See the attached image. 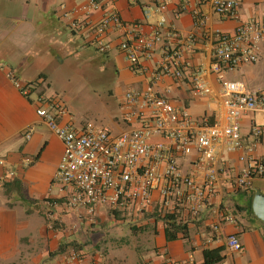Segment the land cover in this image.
<instances>
[{
	"label": "crops",
	"instance_id": "0c3cea01",
	"mask_svg": "<svg viewBox=\"0 0 264 264\" xmlns=\"http://www.w3.org/2000/svg\"><path fill=\"white\" fill-rule=\"evenodd\" d=\"M90 1L0 0V264H199L204 259V249L219 246L224 247V258L214 264H264V222L249 211L255 192H264V181L257 178L251 189L237 185L244 165L238 158L240 151L219 150L217 192L197 219L180 206V198L172 199L167 212L162 213L159 186L153 192V206L145 215L128 205L119 211L124 218H117L107 204H101L95 224L77 212L66 211L58 214L62 224L53 229L47 226L43 206L47 198L61 196L53 179L64 143L36 110L52 98L65 101L64 96L49 88L48 62L78 61L85 67L96 66L104 76L114 78L107 90L110 119L101 124L110 127L114 134L143 123L144 116L131 122L126 119V113L138 110V106L127 105L125 93L144 90L148 84H153L177 107H186L195 118L225 123L222 86L212 63L215 34H231L239 22L260 18L264 13V0H239L237 19L218 14L210 2L172 0L163 13L165 27L195 37L192 48L178 44L184 49L185 74L177 79L167 75L154 77L164 58L162 43L156 44L151 56L143 54L141 69L133 70L119 47V31L107 33L105 40L110 47L106 51H101L95 41L94 24L112 11L119 12L129 24H142L151 33L162 14L153 12L146 17L144 9L158 0H97L99 7L87 12ZM197 14L204 17V23L196 20ZM263 63L264 55L257 62L225 70L224 76L242 80L248 89H258L264 81L255 69L260 66L259 73ZM200 67L206 70L204 77L212 88L211 94L199 96L193 92V75ZM11 72L14 79L28 85V93L14 82ZM115 91L120 94L119 99L113 98ZM66 109L59 116L62 123L78 127L88 122L69 106ZM261 120V112L244 115L243 134ZM255 153H264V146H258ZM200 157L196 150L177 156L185 174L203 181L208 170ZM124 221L138 226V234L133 228L126 233L120 227ZM217 225L220 231L216 230ZM128 233L140 240L154 237V243L145 250L142 241L130 246L124 239ZM232 233L243 242L242 250H233L226 244L224 236ZM120 243L137 252L136 260H107ZM73 250L80 252L78 259L71 258Z\"/></svg>",
	"mask_w": 264,
	"mask_h": 264
},
{
	"label": "built area",
	"instance_id": "2783aa9c",
	"mask_svg": "<svg viewBox=\"0 0 264 264\" xmlns=\"http://www.w3.org/2000/svg\"><path fill=\"white\" fill-rule=\"evenodd\" d=\"M201 1L210 2L220 15L239 17V0ZM171 2L158 0L145 7L146 17L153 12L162 14L151 33L146 32L142 24L127 23L117 11L105 13L94 24L98 48L108 50L107 33L119 31V47L125 59L131 69L139 70L142 55L151 56L156 44L162 43L164 58L154 77L167 75L181 79L185 74L182 64L184 49L178 44L192 48L195 37L192 34L183 36L176 28L165 27L163 13ZM97 7V0H91L86 11ZM196 20L205 21L198 14ZM262 55L264 13L260 18L239 22L231 34H215L212 63L222 86L225 123H209L206 119L195 118L186 107H177L170 98L159 93L153 84H148L141 91L125 93L127 105L138 106V110L126 113V119L131 122L144 116V121L140 126L118 134H114L107 125L91 121L78 127L62 123L59 116L67 109L60 99H49L37 107V114L64 143V153L53 179L61 196L47 198L43 206L47 226L53 229L62 224L58 214L66 211L77 212L90 224H95L101 204H107L113 211L131 205L145 215L153 206V192L159 186L163 198L162 213L167 212L172 199L180 198V206L192 219H197L217 192L219 150L240 151L238 158L244 162L236 179L240 188H253L257 178L264 181V153H255L258 146H264V86L251 90L242 80L224 76L225 70L257 62ZM205 73L206 70L200 67L193 75L192 89L196 95L212 93ZM10 77L24 93L29 92L28 85L14 79L12 72ZM251 112H261L262 120L255 121L248 134H243L242 117ZM194 150L200 154L208 170L203 181L185 174L178 164V154H190ZM10 173L14 174L13 171ZM215 228L220 231L219 225ZM224 238L231 249H243V242L237 234H228ZM79 256L80 252L73 250L71 258L78 259Z\"/></svg>",
	"mask_w": 264,
	"mask_h": 264
},
{
	"label": "rangeland",
	"instance_id": "374dc122",
	"mask_svg": "<svg viewBox=\"0 0 264 264\" xmlns=\"http://www.w3.org/2000/svg\"><path fill=\"white\" fill-rule=\"evenodd\" d=\"M62 63V62H61ZM58 61L48 62L47 69H49L50 77L49 84L50 89L57 91L59 94L64 96L65 101L60 98L65 106H69L71 111L77 116H80L81 119L86 121H91L95 124H103L105 120L108 121L110 117L107 115L109 113L107 100L110 96L107 92L108 86L113 83L114 78L110 76H104L96 66H86L82 65L80 62H72L68 60L61 64ZM261 69L259 73L257 72L258 68L255 69L257 76L261 81H264V63L261 64ZM124 90V88H123ZM120 95V94H119ZM119 95L117 91L113 94V98H118ZM105 115H107L105 117ZM105 117V118H104ZM111 213L115 215V212L111 210ZM116 216V215H115ZM117 217V216H116ZM118 218V217H117ZM119 218H124L123 216ZM125 224V226H124ZM123 226L121 228L125 229V232L131 228L138 234L140 231L138 226L134 223H128L127 221L122 222ZM119 226V225H117ZM136 226V229L134 228ZM136 231H138L136 233ZM124 239H126L125 244L133 246L137 240L141 242L142 248L148 249L152 243H154V237L141 238L135 237L128 233ZM124 244V245H125ZM137 252L132 251V247H123V244H119L111 250L107 256V260L113 263H122L127 259L130 261L136 260ZM149 259V256H147Z\"/></svg>",
	"mask_w": 264,
	"mask_h": 264
},
{
	"label": "trees",
	"instance_id": "16d2710c",
	"mask_svg": "<svg viewBox=\"0 0 264 264\" xmlns=\"http://www.w3.org/2000/svg\"><path fill=\"white\" fill-rule=\"evenodd\" d=\"M252 198H253V196H252ZM249 211L251 213H253L252 200L250 201ZM114 212H115V215L118 218L121 217L119 211H114ZM134 228L136 229V226ZM223 250H224V247L223 246H219V247H215V248H206V249H204V251H203L204 259L199 264H214V263L220 262L224 258Z\"/></svg>",
	"mask_w": 264,
	"mask_h": 264
},
{
	"label": "water",
	"instance_id": "95a60500",
	"mask_svg": "<svg viewBox=\"0 0 264 264\" xmlns=\"http://www.w3.org/2000/svg\"><path fill=\"white\" fill-rule=\"evenodd\" d=\"M252 209L255 215L264 222V192L257 190L253 196Z\"/></svg>",
	"mask_w": 264,
	"mask_h": 264
}]
</instances>
